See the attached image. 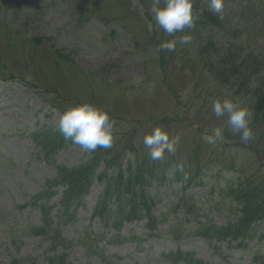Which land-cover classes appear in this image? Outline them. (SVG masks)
<instances>
[{"label":"rangeland","instance_id":"rangeland-1","mask_svg":"<svg viewBox=\"0 0 264 264\" xmlns=\"http://www.w3.org/2000/svg\"><path fill=\"white\" fill-rule=\"evenodd\" d=\"M153 4L154 0H147L150 10ZM26 5L9 12L13 17L0 14V65L5 81L0 82V219L6 222L0 225V264L13 259L47 264V258L61 256L60 250L51 251L40 239L25 238L17 255L10 252L8 243L20 226L39 225L37 211L18 208L52 176L27 135L43 127L57 129L59 114L83 103L108 112L114 124L113 146L88 153L72 144L58 154V164L73 167L95 153L110 159L109 176L118 174L119 165L121 170L138 166L155 173L153 178L165 174L166 182L172 184L164 185L160 194L163 206L174 205L168 212L170 223L190 220L196 214L194 203L201 210L199 216L217 227L241 215V203L264 187V127L252 120L253 139L241 142L240 135L228 127L227 116L217 118L212 112L213 100L230 98L226 92L214 88L189 59L166 55L158 64V42L138 0H55L54 7L45 6L39 14ZM157 126L180 137L176 152L165 153L161 161L151 160L143 144L144 135ZM213 127L224 129V140L216 145L203 139ZM177 171H181L180 180L192 179L194 187L187 189V197L177 195ZM230 190L237 193L232 195ZM98 192V185H93L77 224L62 231L64 240L77 237L87 226ZM13 221L16 225L10 226ZM194 225L184 227L185 236L176 229V241L167 235L156 238L159 232L137 245L109 247L107 254L121 257L118 264H166L161 253L178 248L206 264H264V224L250 233L255 244L248 252L228 251L224 243L209 244L201 237L203 229L192 234ZM133 228L138 226H125L123 232ZM64 240L66 250L71 245ZM103 240L97 238L100 244ZM63 259L64 264H85L77 248L63 252Z\"/></svg>","mask_w":264,"mask_h":264},{"label":"trees","instance_id":"trees-1","mask_svg":"<svg viewBox=\"0 0 264 264\" xmlns=\"http://www.w3.org/2000/svg\"><path fill=\"white\" fill-rule=\"evenodd\" d=\"M138 2L143 6L152 26V37L154 35L156 43L158 42L155 45L158 64L162 63L166 55L172 59L193 61L196 70L211 83L213 82L214 88L223 90L233 100H240L252 111L254 125L264 127V0H224L225 9L222 19L212 13L209 0H206L205 5L203 0H193V13L197 17L195 26L175 33L174 36L167 35L155 24L147 0H138ZM160 2L162 6L163 0ZM185 34L192 37L190 44H178V49L174 52L159 51L162 42L179 39ZM157 35L159 41L156 40ZM32 141L43 161L54 168L55 175L46 181L42 193L31 204L33 208L41 211L43 219L39 227L26 226L22 229L29 234L28 236L49 240L55 248L56 243L53 242L55 232L68 218L74 217L75 207L82 203L83 196L95 180H99L102 185L99 205L103 209L106 224L119 225L122 221L134 220L153 222L149 217L159 204V201L157 202L159 198L157 194H151L149 189L154 185L162 186L166 182L165 174L161 179L153 178L155 173L150 171L141 173L138 169H130L112 176H107L106 173L96 174L101 161L97 160V157H93L94 159L83 165L65 168L56 165L55 160L56 153L65 148L64 139L58 131L50 128L39 129L32 135ZM180 172L177 171L175 174L183 188L177 192V195L187 197L186 190L194 185L192 179L180 180ZM166 186H170V182H166ZM59 189H62V195L58 211L52 221L47 204ZM230 193L234 195L237 191L230 190ZM245 201L241 203L244 205L241 215L233 222L217 227L211 224L210 220L204 219L202 224L196 221L195 230L204 227L208 241L226 242L229 249H249L250 245L255 244L254 237L250 233L253 228L264 224V187L257 195H250ZM172 206L174 205L170 207ZM191 206L196 213L191 219L195 221V216L200 218L197 215L200 209H197L195 204ZM170 207H166V210L168 211ZM159 216L161 222L167 221V215L160 213ZM176 227L172 225L170 229L175 230ZM181 230L184 233V230ZM14 248L13 251L17 253L19 246L15 245ZM180 256L183 264H203L194 260L190 254ZM101 259L103 260V257ZM23 260L25 259L13 260L10 264H25L26 261ZM47 262L64 264L63 258L55 257L48 259Z\"/></svg>","mask_w":264,"mask_h":264},{"label":"clouds","instance_id":"clouds-1","mask_svg":"<svg viewBox=\"0 0 264 264\" xmlns=\"http://www.w3.org/2000/svg\"><path fill=\"white\" fill-rule=\"evenodd\" d=\"M209 8L213 14L223 18L225 9L224 0H209ZM155 24L169 36L183 32L186 28L195 26L193 0H154L151 9ZM192 37L188 34L179 39L162 42L159 51L174 52L177 45H188ZM56 112V109L52 110ZM212 112L217 118L227 116V125L234 134L240 135V140L247 143L253 139V130L250 127L253 113L231 98L216 99L212 102ZM114 124L108 112L90 103L69 107L59 114L57 130L65 141L78 145L88 153L98 148L110 149L113 146ZM203 139L210 145H216L224 140V129L213 127L210 134ZM180 142V137L170 136L163 128L157 126L149 134L144 135L143 144L148 149V156L153 161H161L165 153L174 154Z\"/></svg>","mask_w":264,"mask_h":264}]
</instances>
